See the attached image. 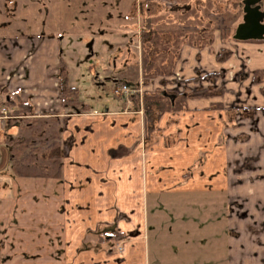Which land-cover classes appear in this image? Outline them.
<instances>
[{
    "label": "crops",
    "instance_id": "crops-1",
    "mask_svg": "<svg viewBox=\"0 0 264 264\" xmlns=\"http://www.w3.org/2000/svg\"><path fill=\"white\" fill-rule=\"evenodd\" d=\"M8 31L0 109L10 99L29 104L31 114L10 117L42 119V149L55 142L61 170L0 180V264H264V80L253 81L264 74V40L224 39L219 29L206 46L185 40L173 74L139 88L199 83L209 94L158 113L146 139L141 102L114 91L132 64L128 46L118 47L117 77H105L116 102L90 108L79 94L65 106L61 74L79 88L63 41ZM222 50L229 54L218 60ZM10 126L16 139L22 128Z\"/></svg>",
    "mask_w": 264,
    "mask_h": 264
},
{
    "label": "trees",
    "instance_id": "trees-1",
    "mask_svg": "<svg viewBox=\"0 0 264 264\" xmlns=\"http://www.w3.org/2000/svg\"><path fill=\"white\" fill-rule=\"evenodd\" d=\"M145 2L148 11L140 31V62L132 63L122 74H119V81L132 89L127 95L134 107H138L141 102L145 117V135L148 139L157 130L158 113L171 109L185 110L187 98L207 95L209 90L196 88L189 92H181L176 89H156L152 93L144 91L140 94V84L147 86L156 77L171 76L179 58L180 46L185 40L195 47L206 46L212 42L213 32L216 29L220 30L222 38L229 37L232 24L240 15L238 7L241 2L237 0H176L174 7L168 10L173 18L165 20L161 17L159 23L155 20L156 10L163 14L167 10L166 5L156 0H145ZM230 8L234 11L230 12ZM228 54L229 51L222 50L216 58L222 60ZM61 76L62 104L75 105L79 93L76 88L67 85L64 74ZM262 80H264V74H254V82ZM262 92L264 93V87ZM2 107L10 109L5 125L13 122L22 128L16 139L10 136L8 140L14 175L58 177L61 170L60 153L55 142L49 146L51 148L42 149L46 139L41 134L47 131L41 126L42 119L10 117L31 114L30 105L21 101L5 100Z\"/></svg>",
    "mask_w": 264,
    "mask_h": 264
},
{
    "label": "rangeland",
    "instance_id": "rangeland-1",
    "mask_svg": "<svg viewBox=\"0 0 264 264\" xmlns=\"http://www.w3.org/2000/svg\"><path fill=\"white\" fill-rule=\"evenodd\" d=\"M237 1L241 2L238 7L240 15L234 23H240L243 18L242 0ZM156 2L166 3V7H170L167 6L169 0H156ZM172 2L174 7L175 1ZM11 3L12 10H9ZM145 5L143 0H0V34L8 35V30H12V36L37 34L59 37L63 41L62 58L67 66L70 84L79 88V105L86 104L90 108L110 106L117 100L115 101L113 94V85L105 77H117L118 70L124 66V59L122 60L121 54L117 52L118 47L122 45L128 46L133 57L130 59L135 63L138 52L141 51L138 34L145 17L147 8ZM157 10L155 20L158 23L161 17L165 20L173 18L168 10L163 14ZM229 11L234 10L230 8ZM10 21L12 26H9ZM110 38L112 42H109ZM99 54L105 56L101 59L102 64L98 61ZM104 66L108 68L105 73L102 70ZM167 82L162 80L161 84L165 85ZM142 87L139 89L140 94L143 92ZM193 87L191 89L185 84L176 90L189 92L200 88L199 83H194ZM10 136H12L11 126L5 125V119L1 120L0 180L15 176L8 141Z\"/></svg>",
    "mask_w": 264,
    "mask_h": 264
},
{
    "label": "water",
    "instance_id": "water-1",
    "mask_svg": "<svg viewBox=\"0 0 264 264\" xmlns=\"http://www.w3.org/2000/svg\"><path fill=\"white\" fill-rule=\"evenodd\" d=\"M242 4L243 18L235 28L234 39L264 40V0H242Z\"/></svg>",
    "mask_w": 264,
    "mask_h": 264
},
{
    "label": "built area",
    "instance_id": "built-area-1",
    "mask_svg": "<svg viewBox=\"0 0 264 264\" xmlns=\"http://www.w3.org/2000/svg\"><path fill=\"white\" fill-rule=\"evenodd\" d=\"M115 93L116 94H119V95H124V94H128L132 91V89L126 85H119L115 90ZM8 109L6 107H3L0 109V121L6 119L9 117V113H8Z\"/></svg>",
    "mask_w": 264,
    "mask_h": 264
},
{
    "label": "flooded vegetation",
    "instance_id": "flooded-vegetation-1",
    "mask_svg": "<svg viewBox=\"0 0 264 264\" xmlns=\"http://www.w3.org/2000/svg\"><path fill=\"white\" fill-rule=\"evenodd\" d=\"M260 4L263 5V1H261Z\"/></svg>",
    "mask_w": 264,
    "mask_h": 264
}]
</instances>
